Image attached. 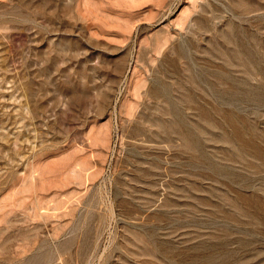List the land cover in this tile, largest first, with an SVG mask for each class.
<instances>
[{
    "label": "rangeland",
    "instance_id": "obj_1",
    "mask_svg": "<svg viewBox=\"0 0 264 264\" xmlns=\"http://www.w3.org/2000/svg\"><path fill=\"white\" fill-rule=\"evenodd\" d=\"M0 264H264V0H0Z\"/></svg>",
    "mask_w": 264,
    "mask_h": 264
},
{
    "label": "bare ground",
    "instance_id": "obj_2",
    "mask_svg": "<svg viewBox=\"0 0 264 264\" xmlns=\"http://www.w3.org/2000/svg\"><path fill=\"white\" fill-rule=\"evenodd\" d=\"M239 56V55H238Z\"/></svg>",
    "mask_w": 264,
    "mask_h": 264
}]
</instances>
